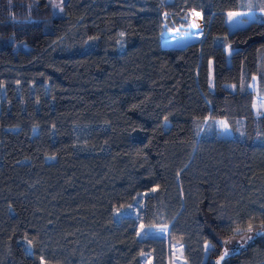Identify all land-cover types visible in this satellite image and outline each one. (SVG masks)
Masks as SVG:
<instances>
[{
    "label": "trees",
    "instance_id": "16d2710c",
    "mask_svg": "<svg viewBox=\"0 0 264 264\" xmlns=\"http://www.w3.org/2000/svg\"><path fill=\"white\" fill-rule=\"evenodd\" d=\"M52 1L0 0V264H215L264 221V0Z\"/></svg>",
    "mask_w": 264,
    "mask_h": 264
},
{
    "label": "rangeland",
    "instance_id": "374dc122",
    "mask_svg": "<svg viewBox=\"0 0 264 264\" xmlns=\"http://www.w3.org/2000/svg\"><path fill=\"white\" fill-rule=\"evenodd\" d=\"M60 1L61 0H53L52 1V13H53V15L59 14L60 8L53 7V5H56V4L60 5ZM164 18H165L164 20H166L167 16L164 15ZM227 18H228V16H227ZM180 22H181L180 26H176V25L169 26L165 21V24H163V26H162L163 30H162V38L161 39H165V40L169 39L170 45H177L180 43H184V45H183V47H184L187 44L192 43V42H196V40H199L201 38L200 15L196 16L195 12L194 13L188 12L180 18ZM194 23L198 24L199 28H193L192 25ZM229 25L231 27L237 26V25L230 24V23H229ZM240 25H243V24H240ZM185 35L190 36V38H187ZM254 85H255V83L252 86H254ZM262 104H264V97L255 94L254 101H253V109H254V112L257 116H260L257 114L258 112H264V107H261ZM220 121H224V120L214 121L218 135L223 137V138L230 137L231 134H230L229 129L228 128L223 129L219 123ZM146 232H147V234H158L156 232V230H152V229H146ZM253 236L255 237L256 235L254 234ZM250 241H247L246 243H248ZM226 242H228V243L224 242V245L229 251L236 249L241 244H246L243 242L241 237L240 238H233V239H230ZM170 261L172 262L171 264H181L179 257L176 255L171 257ZM143 264H150V262L148 260H144Z\"/></svg>",
    "mask_w": 264,
    "mask_h": 264
},
{
    "label": "snow or ice",
    "instance_id": "6c2138e0",
    "mask_svg": "<svg viewBox=\"0 0 264 264\" xmlns=\"http://www.w3.org/2000/svg\"><path fill=\"white\" fill-rule=\"evenodd\" d=\"M53 7L61 8V6L59 4L53 5ZM249 8H251V5H249ZM61 10H62V8H61ZM261 12H264V8L261 9ZM195 15L199 16L200 13H195ZM227 15H228V22L230 24H234V25L238 26L240 24H244V23L248 22L247 20H244V19H241V18L245 17V16H248L249 13L229 11L227 13ZM192 27L193 28H199V25L194 23L192 25ZM121 35H123V33H121ZM229 54H231L230 48H229ZM253 79H255V78H253ZM249 87H251V86H249ZM241 90H243V85L241 86ZM261 107H264V104H262ZM257 114L258 115H264V112H258ZM219 123H220V125L222 126L223 129H227L228 128L227 122L220 121ZM132 208H133L132 205H128V209H132ZM119 213H120V209H117V214H119ZM140 228H141V232L138 233V235L141 234V233H143L144 235H147V232L144 231V226L141 225ZM166 231H167L166 227L156 230V232L158 234L164 233ZM242 231L248 233V235L241 237V239L243 240L244 243L254 239V236L252 235V233L254 232V226L251 223H249L245 229H241V228H236L235 229V233L236 234H239ZM255 235L256 236H264V221L261 222L259 230H255ZM225 243H228V242H225ZM29 244H31V241H29ZM212 247H214V245H211L210 243H206L205 244V251H208ZM228 255H229V250L227 248H225V251L223 252L222 255L219 256V258L217 259L215 264H222V262L225 261V259H226V257H228ZM41 264H43V260H41Z\"/></svg>",
    "mask_w": 264,
    "mask_h": 264
},
{
    "label": "bare ground",
    "instance_id": "6f19581e",
    "mask_svg": "<svg viewBox=\"0 0 264 264\" xmlns=\"http://www.w3.org/2000/svg\"><path fill=\"white\" fill-rule=\"evenodd\" d=\"M187 38H190V36H188V35H185Z\"/></svg>",
    "mask_w": 264,
    "mask_h": 264
}]
</instances>
